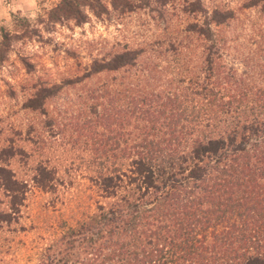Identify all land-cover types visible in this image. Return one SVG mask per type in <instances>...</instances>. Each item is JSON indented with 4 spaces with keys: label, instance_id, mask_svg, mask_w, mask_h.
<instances>
[{
    "label": "trees",
    "instance_id": "16d2710c",
    "mask_svg": "<svg viewBox=\"0 0 264 264\" xmlns=\"http://www.w3.org/2000/svg\"><path fill=\"white\" fill-rule=\"evenodd\" d=\"M243 6L264 12V0ZM176 10L192 17L183 36L150 43L165 41L161 54H172L173 72L158 66L160 56L141 60L145 47L124 45L94 57L81 77L63 80L126 73L116 93L106 91L105 102L94 103L100 112L91 107L92 118L70 123L92 152L88 179L100 200L61 225L40 264H264V66L247 75L224 62L220 28L234 18L231 9L208 11L202 0H57L32 19L12 14L11 29L0 27V69L15 54L31 73L28 56L14 47L50 44L57 28L142 14L146 24L167 29L179 18ZM59 87L30 82L25 107L41 108ZM2 143L0 228L19 216L28 179L44 192L60 184L42 157L29 166L28 179L18 175L11 160L20 155L27 164L32 154L16 152L12 140Z\"/></svg>",
    "mask_w": 264,
    "mask_h": 264
},
{
    "label": "rangeland",
    "instance_id": "374dc122",
    "mask_svg": "<svg viewBox=\"0 0 264 264\" xmlns=\"http://www.w3.org/2000/svg\"><path fill=\"white\" fill-rule=\"evenodd\" d=\"M56 1L0 0V27L11 29L12 14L32 19ZM245 1L202 0L208 11L221 6L234 13L229 26L220 28L227 40L224 62L233 65L238 74L244 71L257 75L260 65L264 66V12L259 6L244 7ZM176 12L179 18H174L167 29L161 22L146 24L142 14H132L120 23L92 17L82 26L57 28L50 44L33 42L14 47L17 54L28 56L34 67L27 73L12 54L0 69V145L7 144L2 142L9 139L16 152L22 147L26 155L32 154L27 164L20 155L11 160L18 175L28 179L29 166L42 157L55 166L60 184L51 193L27 180L28 191L19 216L0 228V264H40L43 248L59 234L61 225L70 226L82 213L93 211L96 200H100L96 186L88 179L93 170L89 163L92 152L69 126L83 117L92 118L91 107L100 112L101 107L94 103L105 102L106 91L116 93L126 73L123 69L105 71L66 85L63 80L81 77L94 57L120 51L124 45L131 49L145 47L141 60L150 55L160 56L156 59L158 66L173 72L168 61L172 54H167L169 59H163L161 54L165 41L160 45L150 43L183 36L181 30L192 17ZM37 79L60 87L41 108L25 107L31 93L29 84ZM3 201L0 196V208L5 207Z\"/></svg>",
    "mask_w": 264,
    "mask_h": 264
}]
</instances>
